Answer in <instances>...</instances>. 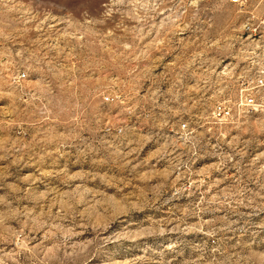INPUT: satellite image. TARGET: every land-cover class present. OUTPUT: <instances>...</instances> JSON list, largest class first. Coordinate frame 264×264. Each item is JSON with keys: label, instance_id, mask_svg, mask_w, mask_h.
I'll use <instances>...</instances> for the list:
<instances>
[{"label": "rangeland", "instance_id": "374dc122", "mask_svg": "<svg viewBox=\"0 0 264 264\" xmlns=\"http://www.w3.org/2000/svg\"><path fill=\"white\" fill-rule=\"evenodd\" d=\"M228 0H0V264H264V121L221 126Z\"/></svg>", "mask_w": 264, "mask_h": 264}, {"label": "built area", "instance_id": "2783aa9c", "mask_svg": "<svg viewBox=\"0 0 264 264\" xmlns=\"http://www.w3.org/2000/svg\"><path fill=\"white\" fill-rule=\"evenodd\" d=\"M243 17L240 36L242 62L235 72L230 92L221 94L213 104L214 123L227 126L262 111L264 121V0H228Z\"/></svg>", "mask_w": 264, "mask_h": 264}, {"label": "bare ground", "instance_id": "6f19581e", "mask_svg": "<svg viewBox=\"0 0 264 264\" xmlns=\"http://www.w3.org/2000/svg\"><path fill=\"white\" fill-rule=\"evenodd\" d=\"M253 115H258L262 118V111H253Z\"/></svg>", "mask_w": 264, "mask_h": 264}]
</instances>
